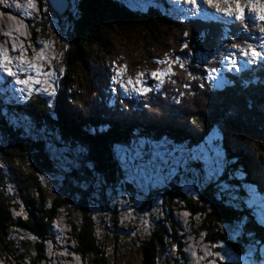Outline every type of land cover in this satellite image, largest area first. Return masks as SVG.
<instances>
[{"label":"trees","instance_id":"16d2710c","mask_svg":"<svg viewBox=\"0 0 264 264\" xmlns=\"http://www.w3.org/2000/svg\"><path fill=\"white\" fill-rule=\"evenodd\" d=\"M39 1L42 5L43 0ZM139 4L149 8L130 11L119 0H74V13L66 15L69 30L64 35L70 45L64 53L67 69L59 94L51 99L31 94L28 107H18L20 114L32 116L29 122L22 119L23 114L12 119L4 97L0 98V163L7 170L0 171V258L13 264H39L44 258L43 240L63 211L75 250L85 264H109L123 242L138 248L140 264H172L180 252L178 229L170 215L173 206L180 207L176 200L191 216L203 215L198 225L192 218L190 223L195 233L205 231L208 241L223 240L220 223L247 216L245 230L264 244L262 224L252 222L250 209L244 208L237 195L242 194L241 182L261 188L264 174V99L255 97L256 91L236 96L232 89L239 92L240 88L232 79L214 89L204 79V68L188 66L192 73L198 71L200 79L197 77L190 92L179 87V105L156 100L137 111L131 103H117L114 109L105 106L107 100H114L111 82L115 76L110 73L115 65L107 63L113 48L133 42L137 55L130 61L124 59L122 69L133 76L138 68L158 67L156 62L165 60L174 43L181 42L180 35L182 46L191 48L193 43H188L185 33L191 37L204 28L216 31L215 26L199 21L172 22L153 2ZM47 8L53 13L50 4ZM47 20L44 14L40 22L44 33L50 28ZM57 20L62 22L58 16ZM137 36L143 44L136 42ZM210 44L212 39L195 47ZM45 124L61 131L60 143L47 139ZM210 133L215 134L227 166L234 170H229L232 175L226 180L237 188L235 200L217 193L213 183L201 186L196 180L199 173L181 168L178 176L171 175L181 157L178 149L203 148ZM122 147L142 149L145 159H152L154 165L145 174L128 176L117 156ZM69 151L83 158L80 171L68 169ZM155 153L160 157L154 159ZM254 165L261 168L259 178L253 173ZM241 169L243 179H237L234 172ZM56 174L63 183L52 193ZM8 188L18 192L25 217L11 215L10 209L17 206ZM208 208L209 214L205 212ZM233 246L239 249L237 244ZM168 253L173 256L171 263Z\"/></svg>","mask_w":264,"mask_h":264},{"label":"snow or ice","instance_id":"6c2138e0","mask_svg":"<svg viewBox=\"0 0 264 264\" xmlns=\"http://www.w3.org/2000/svg\"><path fill=\"white\" fill-rule=\"evenodd\" d=\"M30 3L33 0H29ZM173 4L183 3L185 5H190V12L194 15H199L201 9L198 6L197 0H171ZM208 3H212L213 0H207ZM222 2L229 7L224 8L220 11V15L234 20L240 23L242 26L247 24L248 20L254 19L257 22H260L261 26L259 31L261 34H264V0H222ZM231 5H235L234 9ZM5 7H9L8 4L4 5ZM247 13V17L245 16ZM5 35H9V33H4ZM185 36L188 33L184 34ZM261 40L264 41V35L261 36ZM46 47V46H45ZM183 47L187 48L188 45L185 44ZM240 56L247 62V64H254L256 61H264V42L260 43L258 48L254 46H249L247 48L239 47L235 44L232 45ZM13 53L17 51L15 47L11 49ZM7 49H0V75H4L6 77L11 78L10 83L16 86V91H22L25 95L30 94L34 91V86L41 83V80L35 77L45 76L51 77L53 72L43 70V66L37 68L35 61L37 59L43 61L45 59L43 55L42 49L37 52V55L31 58V61L25 65L24 56L26 53L21 50L19 57L10 58L8 56ZM191 55V53H189ZM228 68L227 71H240V68L235 64V57L231 52L226 54ZM157 65L168 63L167 58L165 60H160L156 62ZM181 68L184 67L183 63L180 61H176ZM26 69V72H25ZM224 69L217 67H205L203 71L206 73L204 79L208 82H215L219 79L218 73ZM173 73L169 70H162L157 68L155 71L151 73V78L153 80H157L163 82V78L172 75ZM144 74L137 73V78L135 81L132 79H128L127 81H118L120 84V88L128 93L129 89L133 94L136 95H145L150 91L148 87L145 86L144 82L140 79ZM121 73L118 71L116 73V77H120ZM23 77V78H21ZM51 85V81H48ZM24 86V87H21ZM53 91L49 93V95H55L54 85H52ZM115 92L116 90L113 89ZM215 134L210 133L209 136L206 137V143L203 148L197 146L196 148H183L178 149L181 153V157L176 161V165L173 169L171 175H175L177 171L181 168L188 173H199L202 172V177L197 175L196 179L199 181L200 185H207L211 183H216L218 188L223 192L228 190V186L226 184L220 183L219 178L223 173L225 166V159L223 155V151L214 138ZM177 151L176 149L173 150ZM122 167L124 172L130 176L135 177L136 175L145 174L146 170L154 165V161L152 159H145V154L142 149L136 150L134 152L128 153L125 152L121 156ZM200 164V169H195L193 165ZM155 173V169H153V174ZM256 195H261L259 190L253 193V197H250L248 203L255 207L254 197ZM232 200H235L236 197H231ZM260 211H259V224H264V195H261L260 199ZM184 215H188V213H184ZM250 216L251 213H248ZM256 223V220L252 221ZM247 227L243 217H241L237 221V231H239L240 226ZM236 233L234 232L233 235ZM213 247H217V245H213ZM219 247L223 248V245H219ZM219 264H224L223 258L220 259Z\"/></svg>","mask_w":264,"mask_h":264},{"label":"rangeland","instance_id":"374dc122","mask_svg":"<svg viewBox=\"0 0 264 264\" xmlns=\"http://www.w3.org/2000/svg\"><path fill=\"white\" fill-rule=\"evenodd\" d=\"M73 1L74 0H71V5L72 6H73ZM197 3H198L199 8L201 9V12H200L199 15H194V14H192L190 12V8H191L190 5H185L182 2L178 3V4H173L172 2L166 1V5L170 9V11H169L170 12V16H172L174 19H176L178 21H182L183 19H186V18L190 19V18H193V17H200L203 20H210V18L231 20V19L225 18V17L220 15V11L221 10H223L226 7H229V5L224 4L222 2V0H213L212 3H208L207 0H197ZM32 4L34 5V8H35V4L34 3H32ZM231 7L234 9L235 5H231ZM130 8L132 9V7H130ZM141 8H144V6H142ZM48 11L49 10H47V7L41 9V16L40 17L42 18L44 14L47 15L48 25L51 28L52 32H54V34H56V36L54 34H52V38H53L52 40L53 41L49 42V40H48V42H47V40L44 39L43 34H39L40 31L35 29L36 33L34 35V45L35 44H36V46L38 45L39 48H37L36 46H35V48L34 47L29 48V57H28L27 63H26V64H28L31 61V58L33 56L37 55V52L42 49L45 59L43 61H41L39 59H37L35 61L36 65H37V68H40L41 65H42L43 66V70L45 72L51 71V72H53V75L51 77H45V76L35 77V78L40 79L41 83L34 86V91L32 93H34L36 95H39V96H42L44 98L53 96V95H49V93H51L53 91L52 85H54V90H55L57 83H60L61 74L64 72V70L67 69V67L64 65L63 58H64V55H65L64 54L65 51L68 49V47L70 45V41L64 35L65 28L63 26V22H64L63 19H65L66 16L59 17V18H62L61 19L62 22H61L60 20H57V16L55 17V13L54 12L49 14ZM70 11L73 12V9H70ZM212 13H214V16L219 17V18H215ZM37 15L38 14L35 11L32 14H30V17L32 19V21H30V26L32 28H34V26H35L34 23L38 22ZM245 16L247 17V13H245ZM14 19H15V17H14ZM249 22L253 23V22H255V20L252 19V20H249ZM209 23L212 24L211 21H209ZM209 23H207V24L209 25ZM68 30L69 29L67 28V31ZM29 33H30L31 36L33 35V33H31L30 31H29ZM45 35H47V34H45ZM188 35H189V33H188ZM57 36H60V38L58 40H57V38H58ZM110 37L112 39H116L115 37H112V35ZM179 39H181V42L179 44H175L174 43V49H176L178 51L185 49V47L184 48L181 47L183 45V40H182V36L181 35H180ZM141 40L142 39L139 36L136 37V42L137 43L143 44V42ZM174 49H173V51L175 52ZM113 51H115V52L109 55V58L107 59V61H108L107 63L111 67H113V65H115L113 67L114 71H119V70L122 71L123 67L126 65V62H125L126 60H124V59H127L128 61H130L132 59V57L137 55L136 53L134 54V52H136V51H135V47L133 46V42L132 41L129 42L128 46H126V47L119 46L118 49L117 48L116 49L113 48ZM113 54H114V56H113ZM177 60L179 61V59L177 57H175V59H173V61L171 63H172V65L177 66V73H178V76L180 78V81H183L185 79V72L181 69L179 64L176 63ZM182 63L184 65L185 61L183 60ZM25 72H26V69H25ZM171 72L173 73V70ZM172 75H170L168 77H171ZM48 81H51V85L48 83ZM167 81H169V78L168 79L166 78L165 82H167ZM188 92H190V91H188ZM149 93L150 92H148V94ZM146 95L147 94H145L144 96H146ZM11 96H12L11 94H6V96L4 98L10 99ZM20 103H22V102H20ZM262 106H264V105H262ZM121 150H123V151L120 152L119 161H122L121 160V156L125 152H128V153L134 152V151H131L130 149H124V148H121ZM159 154L160 153H155L154 154V157H155L154 159H157V156L160 157ZM57 163L61 164L60 162H57ZM67 164H68V166H70V168L68 167L69 170H71L72 168H74L76 171H80L81 170V167L78 165L79 164L78 163V159H76V158H70L69 160H67ZM159 167H162V165H160ZM255 169H257V168H255ZM64 172H65V174L67 173L66 170H61L62 174H64ZM69 172L70 171H68V173ZM72 172H74V171H72ZM234 176L237 179H241V175L238 174V173H234ZM47 177H49V176H47ZM159 177L160 178L165 177V173L160 175ZM53 179H54V184H53V182L51 184V185H53L52 186V190H51V191H53L52 193H54L56 191V189H57V187H58V185L60 183H63V181H62L63 178L60 177L58 174H56V176L54 175ZM219 182H222V180L220 179ZM236 189L237 188L235 186L230 185V188L228 187L227 191H223L222 192L219 189V192L222 193L223 195H226L227 197H230V196H232V197L235 196L236 197V194H237L236 193ZM251 190H252L251 188L246 189L244 186H241L242 194H240V195L237 194V195H238L239 199L242 201V203H245L246 200L249 201L250 197H253V193L254 192H252ZM7 191H9L8 195L14 194L13 192H15V190L10 192V188H8ZM255 197H254V199H255ZM16 203H18V202H16ZM175 203H176L177 206H180V207H174L173 206L172 207V213H174V210L176 208H179L177 210V212H176V219H179V221H178L179 222V226L182 228L181 231H180V234L181 235H187V233H188L191 236V237L189 236L191 239L187 236V240H188V242H190L192 240V238L194 237L193 236V233H194L193 226L191 225L190 221H189L190 225L187 226L186 222L189 219L188 220L186 218L182 219V214H183L184 209L188 212L189 215H191L192 213L189 210H187L182 205V203L180 201L176 200ZM248 207H250V206L248 205ZM205 212L207 214H209L210 213L209 208ZM17 214L21 215L22 217H25V215H24V207L23 206L20 207V209L17 212ZM163 214H164V211H163ZM193 216H194V219H193L194 224L198 225L199 221L202 219L203 215H201L200 213H196V214H193ZM223 224H224V222L220 223L221 231H222V228H224V226L227 223L225 222L224 226H223ZM65 227H66L67 230H70L69 227H67V226H65ZM236 227H237V225H236ZM227 228L229 230V234L231 236H234L233 233L236 232L235 229L233 227H230V226H228ZM200 231L201 232L197 233V237L198 238L196 237L197 238V243H198L197 244V248L201 249L204 252H206L207 248L204 245V242H208V241H206L207 240V236L205 234V231H203V230H200ZM223 232H224V230H223ZM131 234H132V232L129 233V235H131ZM229 234H226L224 232V236H227ZM230 235H229V237L231 238ZM65 237L68 238L69 236L66 235ZM129 237L131 238V236H129ZM240 237L243 240L244 247L250 246V248H251V246H252L254 248V246H259L255 242H252V245H251V242H250L251 235L248 234V232L244 231V228H243L242 225L239 227V234H238L237 238H240ZM125 241H128V240H125ZM123 243H121L122 247L119 248L117 250V252H115V255L113 256V258L112 259L110 258L111 261H110L109 264H140V257H139L138 248L137 247H133V246L129 247L128 244H126V243L123 244ZM59 244H60L59 246H61L64 243H59ZM253 244H254V246H253ZM72 245H75V244H72V242L67 243V246H69L70 249L73 248ZM187 247H192V245L189 244V246H187ZM187 247L184 248V249L187 250ZM214 248H217V247H214ZM68 250L69 249H67V251ZM165 250L169 251L168 247H166ZM216 251L213 250V253H215ZM260 251L264 252V248L262 247L260 249ZM61 254H68V253L61 252ZM239 256H240L239 259L241 260L240 261L241 264H252L253 261H254V253L249 248H247V252L246 253H244L243 255H239ZM171 257H172L171 253H168V260H169L170 263L172 261ZM74 259H77V258L74 257ZM191 259H195L194 256ZM214 259L216 260L215 254L212 255V257H211L212 262L210 264H215L214 263L215 262ZM263 259H264V257L262 258V260ZM0 260L2 261L4 259L0 258ZM208 261H209L208 259L204 258L203 261L199 260L197 262H191L190 264H206ZM260 262H258L256 264H260ZM3 263H5V264H13L11 261H9V259L7 261L4 260ZM176 263L177 264H183V260H181V259H179L177 257L176 258ZM176 263H174V264H176ZM50 264H53V262H50Z\"/></svg>","mask_w":264,"mask_h":264},{"label":"bare ground","instance_id":"6f19581e","mask_svg":"<svg viewBox=\"0 0 264 264\" xmlns=\"http://www.w3.org/2000/svg\"><path fill=\"white\" fill-rule=\"evenodd\" d=\"M17 1H19L21 4H23L24 8L15 7V6H13V8L12 7H4L2 4H0V49H3V47L8 44V38L9 37H10V42L11 43H12V40L16 41V43H17V38H20L19 34L16 32V29H18L19 26H20V28H22V24H21V22H19L17 16H22L23 18H28V17H30V14L33 13V11H34V5L32 4L33 2L30 3L28 0H17ZM9 13H10V15L7 16V14H9ZM14 17H15V22L12 21V19ZM211 25L212 24L209 23V26H211ZM4 33H9V35H5ZM2 81H5V77H2L0 75V88L1 89H2V87L5 86V82H2ZM146 81L147 82L144 83L145 86L151 87L152 82H153L152 79H147ZM232 90H233V92L235 93L236 96L241 97V95L239 94L238 90L237 91L234 90V89H232ZM152 91H158V90L156 88H153ZM12 93H13V90L11 89V91L9 90L8 93L5 92V95L6 94L13 95ZM0 98H2V97H0ZM256 202L257 201H256V198H255L254 199V203H256ZM184 213H188V212L185 211V210L183 211L182 219L184 217L188 216V215H184ZM63 248H67V247L66 246L60 247L58 245L57 250H60V249H63ZM216 250H217V248H214V251H216ZM211 257H212V255H211ZM55 259H56V261L62 260V257L56 256ZM205 259H208V258L206 257ZM197 261H199V259H191V258H189V259H187L186 264H190L191 262H197ZM201 261H203V260H201ZM214 261H216V260L214 259ZM60 264H76V263L70 256H66V260L65 261H61ZM206 264H209V261ZM215 264H216V262H215Z\"/></svg>","mask_w":264,"mask_h":264},{"label":"water","instance_id":"95a60500","mask_svg":"<svg viewBox=\"0 0 264 264\" xmlns=\"http://www.w3.org/2000/svg\"><path fill=\"white\" fill-rule=\"evenodd\" d=\"M51 7L61 16L64 15L67 11L68 3L66 0H50ZM44 258L41 260V262H44Z\"/></svg>","mask_w":264,"mask_h":264}]
</instances>
